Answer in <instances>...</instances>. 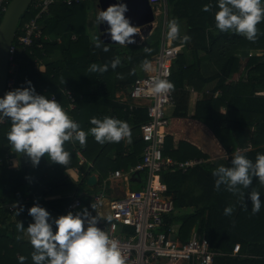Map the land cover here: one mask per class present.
Returning <instances> with one entry per match:
<instances>
[{"label": "trees", "instance_id": "1", "mask_svg": "<svg viewBox=\"0 0 264 264\" xmlns=\"http://www.w3.org/2000/svg\"><path fill=\"white\" fill-rule=\"evenodd\" d=\"M9 0H6L5 5ZM85 2L81 1L80 3ZM172 5L171 16L167 22L175 18L179 24L184 20L185 29L181 34L187 33L190 40L185 47L191 44L193 49H205L208 58L214 61L217 73L211 78H202V81L217 79L214 88L220 89L221 94L217 98L205 96L196 104L194 118L204 123L214 134L221 146L227 151H234L236 146L243 148L239 142L241 136H245L251 148L242 154L255 161L257 153L264 154V20L257 24L258 38L255 41L247 40L243 35L235 32H221L215 27L214 14L218 10L216 0H167ZM182 4L181 12L175 8ZM210 4L209 11L203 10V5ZM78 3L66 4L63 0H55L51 7L49 16L42 21V36L35 40L29 50L15 45L10 66L15 65L13 71L8 74L12 78L13 86L26 87L25 81L30 80L37 93L55 99L63 107L67 99L59 87L69 88L75 96V109L69 113L86 132L93 127L90 124L92 117L103 119L105 116L114 117L126 121L131 129L133 152L121 158L122 142L98 143L92 134L86 136L83 146L77 141L65 142V149L70 153L68 165L51 162L46 155L42 156L38 165L33 167L20 166L18 168H7L5 161L0 162V264H19L18 256L26 258L34 251L29 241L18 233L16 225L11 228L6 225L8 208L6 204L24 201L26 197L29 202H21L18 206L22 215V223L28 226L32 217L28 214V208L37 203L48 211H62L71 202L70 196H62L53 200H37L39 197L56 194L59 189L64 188L68 192H79L82 190L87 177L98 173L99 183L107 176L108 171L122 168L124 171L129 166L140 161L139 153L144 143L140 138V123L147 120L145 108H135L130 114L123 110L124 105L115 100V93L120 86L132 84L136 78L135 66L144 61H151L160 46V37L153 32L140 44L131 45L126 51L116 44H108V51L96 48L86 33V13ZM33 15L27 8L21 16L19 24L29 20ZM85 15V16H84ZM2 13L0 12V20ZM167 28V25H166ZM72 35L75 37L72 38ZM50 37V38H49ZM37 44H41L38 47ZM208 44V46H207ZM151 49L145 52L144 48ZM184 47V48H185ZM183 48V49H184ZM125 52L126 56L122 58ZM239 52L240 54L236 53ZM263 52L262 54H258ZM182 53V51H181ZM180 53V54H181ZM251 55L248 56V54ZM172 62L169 81L174 84L173 90L183 86L185 79L196 88L191 79L194 67L183 65L182 56ZM55 57L54 56H59ZM119 57L121 63L115 69L109 68L103 73L91 72L89 67L92 63L97 65L109 64ZM242 57H248L245 64V75L236 82H227L230 76L238 72L241 67ZM53 58V59H51ZM40 59L45 66L44 71L35 67L36 60ZM178 66L174 70V66ZM9 66V67H10ZM117 73L123 78H118ZM93 86V91H85V86ZM224 107V113L220 108ZM10 127V121L6 118L4 124L0 125V160L9 151V142L6 133ZM81 149L87 161L92 162V167L86 163L78 164L75 150ZM113 152V153H112ZM112 153V154H111ZM141 154V153H140ZM164 156L175 159L206 158V155L191 144L180 141L176 150H173L172 140L166 137ZM230 165V162H224ZM205 166V165H204ZM79 167L83 173L81 182L69 181L66 169ZM211 169H205L196 165L187 172H166L162 174V180L167 186L168 193L172 195L175 208L183 206H194V211L183 215H171L169 223H180L178 230L181 238L186 239L192 228L204 232L212 247L222 251L230 252L235 243L240 244V254L252 256H221L218 264H264V196L261 194V209L252 213L251 203L247 192L251 190L260 191L258 179L253 178L252 184L245 192V201H241L239 194H233L224 189L214 187L215 178ZM201 182L204 191L199 195L189 196L191 187H186V182L192 180ZM135 177H143L142 173H135ZM137 188V187H136ZM131 189H135L132 186ZM173 192V193H171ZM89 193L80 196L86 203L90 202ZM189 198V200H187ZM231 206V215L224 214V208ZM51 213V212H50ZM55 230V229H53ZM21 238L18 239L17 237ZM214 236L215 239H214ZM225 242V245H219ZM219 245V246H218ZM222 246V247H221ZM253 255L255 257H253ZM213 262V264H214ZM24 264H33L26 259Z\"/></svg>", "mask_w": 264, "mask_h": 264}, {"label": "clouds", "instance_id": "2", "mask_svg": "<svg viewBox=\"0 0 264 264\" xmlns=\"http://www.w3.org/2000/svg\"><path fill=\"white\" fill-rule=\"evenodd\" d=\"M216 3L218 10L214 14V20L219 31L235 32L249 41L258 38L257 24L264 20V0H216ZM210 8V4L203 5L204 11H209ZM127 11V4L118 0L105 10L100 9L92 22L96 25L106 22V32L115 43L133 44L136 42V35L140 33L126 17ZM166 38L179 39L182 42L190 40L187 33L181 34L180 24L175 18L168 22ZM91 39L96 48H102L105 52L109 50L108 44L99 35H93ZM144 51L150 52L151 49L145 47ZM120 63L119 57L114 58L110 65L92 63L89 71L103 73L109 66L115 69ZM141 67L147 69L148 62L144 61ZM117 77L123 78L119 73ZM25 83L26 87H16L0 96V121L5 118L10 121L6 133L10 147L15 153L26 155L34 166L45 155L49 161L67 166L70 153L64 147L65 142L77 141L83 146L89 133L100 144L120 142L123 139L131 142V129L126 121L109 116L103 119L92 117L90 124L93 127L86 132L70 118L54 97L37 93L30 80ZM173 89L174 84L171 81L157 77L151 82L148 92L150 95L159 96ZM231 157L230 165L221 164L213 169L214 187L220 190L223 185L225 190L239 194L241 201H245V192L242 189H248L254 177L260 185H264V154L257 153L255 161L239 151ZM16 165L18 164L14 162V166ZM247 195L252 213L259 212L262 205L261 193L251 190ZM90 207L95 210V214L84 208L75 214L68 211L50 219L51 214L45 207L37 203L30 206L28 214L32 221L27 227L18 221L16 229L18 233L24 234L34 249L31 253L33 264H125V257L117 241L98 227L101 219L110 222L112 216L102 217L94 203ZM22 210L23 206L16 211V215ZM223 211L225 215H231L233 208L226 206ZM17 259L19 264H24L27 258L20 255Z\"/></svg>", "mask_w": 264, "mask_h": 264}, {"label": "built area", "instance_id": "3", "mask_svg": "<svg viewBox=\"0 0 264 264\" xmlns=\"http://www.w3.org/2000/svg\"><path fill=\"white\" fill-rule=\"evenodd\" d=\"M81 1L86 0H63L68 5ZM163 1L147 0L151 7L158 6ZM5 2L6 0H0L1 13L6 8ZM54 3L55 0L31 1L28 8L33 12V15L29 20L18 25L10 47V60L15 45L21 46L31 53L35 40L42 36L41 20L50 15ZM37 46L41 47V44H37ZM184 47V42L169 40L163 32L160 37L159 50L152 56L150 72L137 75L127 95L119 99L120 103L124 105L123 110L129 114L135 108H145L147 120L139 125L140 138L144 146L140 154V161L129 166L126 171L123 169L110 171L107 179H117L129 185L133 174L138 172L142 173L143 177L134 179L137 181H135L136 183L140 184V187L128 188L119 197H109L106 194V188L101 186L89 193V203L75 198L67 206L68 209H73L84 202L87 204L88 210L95 214V210L90 207L91 203H94L102 217L111 215L110 222L101 219L98 222V227L104 229L111 239L117 241L120 251L125 257V264H213L216 257L243 256L240 254L239 243H235L230 252L222 251L212 247L204 232L192 228L188 237L183 239L175 223H169V217L175 213L172 212L174 204L167 186L162 180V174L185 171L188 167L200 163L201 160L179 161L163 155L166 140L165 128L170 122L167 108L173 103V91L153 96L149 94L148 89L151 82L157 77L169 80L172 62ZM14 67V64L9 67L10 73ZM35 67L37 70L44 68L40 59L36 60ZM12 86L13 80L8 78L6 91L12 90ZM59 89L67 99L66 105L62 108L69 114L76 107L75 96L65 86H61ZM51 96L55 98L54 94ZM69 116L72 118L71 115ZM5 121L6 118L0 121V125ZM75 153L78 164L86 163L92 167V163L86 160L81 149L75 150ZM16 207V204L7 206L9 211Z\"/></svg>", "mask_w": 264, "mask_h": 264}, {"label": "crops", "instance_id": "4", "mask_svg": "<svg viewBox=\"0 0 264 264\" xmlns=\"http://www.w3.org/2000/svg\"><path fill=\"white\" fill-rule=\"evenodd\" d=\"M87 1V0H86ZM85 1V2H86ZM78 3L79 7H83L85 4L84 2H74ZM85 29L86 33L89 35V24H88V17L86 15V21H85ZM152 29V27H151ZM151 31V30H150ZM150 31L145 34L143 37L142 41L145 38H147L150 35ZM75 36L72 35V38ZM50 38V37H49ZM89 38L92 42V39L89 35ZM101 39V37H100ZM179 40V39H178ZM139 43V44H140ZM116 44V43H114ZM208 46V44H207ZM263 53V52H261ZM240 54L239 52L236 53ZM251 54V53H249ZM248 54V56H249ZM182 56L183 58L181 59V62H183V65L185 68L186 66H193L194 71L193 75H191L192 81L195 83L196 88L193 87V85L189 84L188 79H185L183 86L180 87L178 90H172L173 91V103L168 106L167 112L169 114L170 122L167 126V137H170L172 140V147L173 150H176L178 147V143L180 141L187 142L191 144L192 146L196 147L199 149L202 153L206 155V158H185V159H176L179 161L183 160H201L200 163L196 165H201L205 169H211L213 165L216 167L218 165L223 164L224 162H230L231 161V155L234 154L236 151L243 152L247 151L248 149L251 148L249 141L246 139L248 138V133L245 136H241L239 138V142L242 143L243 148L239 147L238 145L236 146L234 151L227 152L219 143V141L216 139L212 131L201 121L197 120L194 118V113H195V108L196 104L199 100H201L205 96H212L213 98H217L221 94L220 89H215V86L217 84V79H210V81H202V78H211L215 76L217 73L216 66L214 65V61H211L210 58H208V55L206 53L205 49H193L191 47V44H188L183 50L182 53L179 55ZM248 57H242L241 61V67L238 72L233 73L230 78L227 80V82H236L240 77H243L245 75V64L247 61ZM143 63H140L139 65L135 66V72L136 75H142V74H147L150 72V69L152 67V59L151 61L148 62L149 67L147 69H144L141 67ZM44 66V64H43ZM177 65L174 66V70L177 69ZM45 66L43 69H40L39 71H44ZM202 78L200 77V75ZM126 96V95H125ZM124 96V97H125ZM121 99V98H119ZM119 99H115L117 102L120 103ZM122 104V103H121ZM143 108V107H142ZM225 109L224 107L220 108V112L224 113ZM69 115V114H68ZM122 142V157H125L126 155L130 154L133 152V142L131 139V142H128L127 139L121 140ZM9 146V151L4 154L3 158L0 160V162L5 161L7 164V168L12 169V168H18L20 166H29L33 167L34 165L31 163L30 159L26 155H19V153H15L14 149H12ZM264 146V145H262ZM142 151V150H141ZM140 151V153H141ZM113 153V152H112ZM111 153V154H112ZM139 153V156H140ZM226 155L228 158H226ZM173 158V157H171ZM175 159V158H174ZM14 162H16L18 165L14 166ZM92 163V162H91ZM93 165V164H92ZM194 165V166H196ZM205 165V166H204ZM188 167L185 171L193 168ZM117 169H122V168H117ZM111 171V170H110ZM108 171V173L110 172ZM185 171H180V172H185ZM66 174L69 176V181L73 183H78L81 182L82 180V171L80 170L79 167H69L66 169ZM176 172V171H175ZM69 173V174H68ZM107 173V176H108ZM91 174H94L97 178V184L94 186L92 190L99 189L101 186H104L106 188V194L109 197H119L120 195L123 194L124 191H126L128 188L131 189L132 186L139 188L140 184L136 183L137 181L134 179L133 181L130 180L129 185L124 184V182L119 181L117 179H107V176L103 179L101 183H99L98 179V173L93 172ZM90 174V175H91ZM137 178V177H135ZM197 178L196 176L193 177L192 180H189L186 182V187H191L192 193L190 192V189H188V195L189 196H195L199 195L200 192L204 191V187L202 186L201 182L196 181ZM136 181V182H135ZM86 182V181H85ZM85 182L83 185L82 190H80L78 193L75 192H68L64 188L59 189V191L56 192V194L50 195V196H45V197H39L37 200H53L57 198H61L62 196H70V200L72 201L75 198H80V196L87 194L88 192H82L84 191V186ZM258 184L260 185L259 181ZM260 191L261 194L264 196V185H260ZM90 191V193L92 192ZM170 194V193H169ZM171 195V194H170ZM172 197V195H171ZM1 200L4 198L1 197ZM0 200V202H1ZM173 200V198H172ZM189 200V198L187 199ZM30 199L26 197L24 201L21 202H29ZM19 202H11L9 204H6L5 207L11 204H16V208L12 211L8 210V217L6 221V225H8L9 228H11L13 225H16L18 221H22V215L19 211L18 215H16V211L18 210V206L20 204ZM67 208V207H66ZM65 208V209H66ZM64 209V210H65ZM46 210H48L46 208ZM63 210V211H64ZM62 211V212H63ZM194 211V206H183V207H178L175 208L172 212H193ZM51 212L50 219H54L55 217L61 215L62 213H56V211H49ZM31 222V221H30ZM175 226L178 228V224L175 223ZM55 224L53 223V229H55ZM192 230V229H191ZM23 234V233H22ZM23 238L28 241V239L24 236ZM243 256H252L248 254H243ZM224 257V256H223ZM253 257H255L253 255Z\"/></svg>", "mask_w": 264, "mask_h": 264}, {"label": "water", "instance_id": "5", "mask_svg": "<svg viewBox=\"0 0 264 264\" xmlns=\"http://www.w3.org/2000/svg\"><path fill=\"white\" fill-rule=\"evenodd\" d=\"M32 0H9L7 2L6 8L2 13V17L0 20V96H3L6 92L8 74L9 72V64H10V47L15 38V34L17 31V27L20 22L21 16L25 13L26 9L29 7ZM138 0H123L129 6L130 4L136 2ZM146 4L147 16L143 19L142 23L150 22L153 20V14L151 10L150 4L147 0H143ZM118 0H98V7L101 10H105L109 5L117 3ZM132 13L127 17L130 19ZM135 18V17H133ZM130 19V23H134L135 20ZM102 26V35L101 40L104 43L114 44L115 42L110 39L109 34L106 32L108 27L106 22L101 23ZM97 184V178L94 174H91L87 177L84 192H88L92 190V188ZM84 208H88L87 204L81 202L78 206L73 209L66 208L62 214H66L68 211H72L74 214L77 211H80ZM61 214V215H62Z\"/></svg>", "mask_w": 264, "mask_h": 264}, {"label": "rangeland", "instance_id": "6", "mask_svg": "<svg viewBox=\"0 0 264 264\" xmlns=\"http://www.w3.org/2000/svg\"><path fill=\"white\" fill-rule=\"evenodd\" d=\"M166 2H167V0H164L160 5L151 7L152 14H153V20L150 22L142 23L143 19L146 18V16H147L146 4L143 0H138V1L130 4L128 6V11L125 13V15L127 17L129 14L132 13V16L130 19L134 20L135 18H137L134 22L136 24H133V25H135L136 28L144 27L146 25L151 24L152 29L150 31V34L153 32V34H155V36L161 37L163 32H165V34H166V31H167L166 25L168 26L167 20H169V18L171 16L172 5L167 4ZM84 4L85 5L83 6V9H84V11L88 17V24H89V32L88 33H89L91 38L93 35H97V36L99 35V38H100L102 35V32H103L101 23L99 25H96L94 22H92L95 19V15L100 11V9L98 7V0H87L86 2H84ZM175 8L178 10V12H181L184 9L183 5L180 3L177 4ZM133 17H135V18H133ZM184 23H185L184 20L181 21V23H180V32H183L185 29ZM116 45L120 46L123 51H126L133 44L120 45V44L116 43ZM125 54L126 53L123 52L122 58H124V56H126ZM55 57L59 58L60 55L54 56V58ZM51 59H53V58H51ZM93 88H94L93 86L89 85V86H85L84 90L92 92ZM129 89H130V85L118 87V89L115 93V99L123 98L125 95H127ZM165 129H166V137H167V133H168L167 127ZM90 191H88V193H90ZM171 193H173V192H171ZM188 213H191V212H176L177 216L183 215V214H188ZM177 224L179 225L180 223L178 222ZM215 237L216 236H214V239H215ZM219 245H225V242H220ZM27 259L31 260V255L28 256ZM219 259L220 258H217L215 260L214 264H218Z\"/></svg>", "mask_w": 264, "mask_h": 264}, {"label": "bare ground", "instance_id": "7", "mask_svg": "<svg viewBox=\"0 0 264 264\" xmlns=\"http://www.w3.org/2000/svg\"><path fill=\"white\" fill-rule=\"evenodd\" d=\"M151 27H152V25L149 24V25H146L144 27L137 28L140 35H136V42L133 44H139L142 41L145 34H147L151 30Z\"/></svg>", "mask_w": 264, "mask_h": 264}]
</instances>
